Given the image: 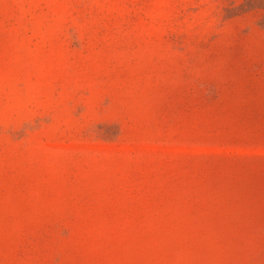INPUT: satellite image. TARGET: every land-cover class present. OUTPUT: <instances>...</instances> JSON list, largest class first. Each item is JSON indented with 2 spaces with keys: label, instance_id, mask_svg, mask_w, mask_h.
I'll list each match as a JSON object with an SVG mask.
<instances>
[{
  "label": "rangeland",
  "instance_id": "rangeland-1",
  "mask_svg": "<svg viewBox=\"0 0 264 264\" xmlns=\"http://www.w3.org/2000/svg\"><path fill=\"white\" fill-rule=\"evenodd\" d=\"M0 264H264V0H0Z\"/></svg>",
  "mask_w": 264,
  "mask_h": 264
}]
</instances>
